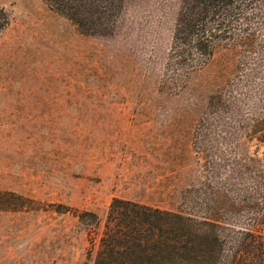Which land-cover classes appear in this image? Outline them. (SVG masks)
<instances>
[{"label": "rangeland", "instance_id": "rangeland-1", "mask_svg": "<svg viewBox=\"0 0 264 264\" xmlns=\"http://www.w3.org/2000/svg\"><path fill=\"white\" fill-rule=\"evenodd\" d=\"M180 1L124 0L103 36L80 32L43 0H0L10 17L0 33V190L39 207L0 209V264L85 261L77 217L53 205L103 220L116 197L174 209L206 202L225 180L193 139L237 56L219 48L181 89L162 83ZM250 149L261 156L264 142ZM248 166L237 188L260 179Z\"/></svg>", "mask_w": 264, "mask_h": 264}, {"label": "trees", "instance_id": "trees-1", "mask_svg": "<svg viewBox=\"0 0 264 264\" xmlns=\"http://www.w3.org/2000/svg\"><path fill=\"white\" fill-rule=\"evenodd\" d=\"M90 35H111L124 0H43ZM10 17L0 7V33ZM219 48L234 51L235 73L212 93L194 132L196 152L214 181L206 202L174 209L113 198L103 220L88 210L72 213L86 233L82 264H264V0H181L164 62L162 83L181 89ZM256 154L257 156H254ZM253 164L260 179L237 188L234 177ZM214 180V178L212 179ZM242 180V179H241ZM216 182V183H215ZM32 201L0 190V209L36 210Z\"/></svg>", "mask_w": 264, "mask_h": 264}]
</instances>
